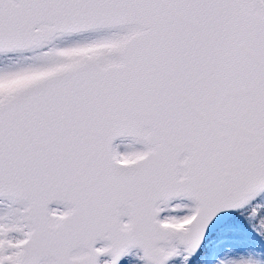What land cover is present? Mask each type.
I'll use <instances>...</instances> for the list:
<instances>
[{
  "label": "snow or ice",
  "instance_id": "1",
  "mask_svg": "<svg viewBox=\"0 0 264 264\" xmlns=\"http://www.w3.org/2000/svg\"><path fill=\"white\" fill-rule=\"evenodd\" d=\"M0 264H264V0H0Z\"/></svg>",
  "mask_w": 264,
  "mask_h": 264
}]
</instances>
